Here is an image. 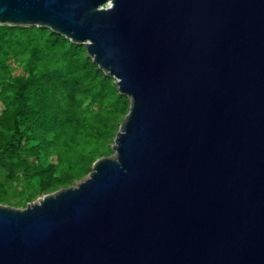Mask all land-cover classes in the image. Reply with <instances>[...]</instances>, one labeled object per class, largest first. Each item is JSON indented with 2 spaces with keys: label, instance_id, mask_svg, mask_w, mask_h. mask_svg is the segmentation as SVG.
Wrapping results in <instances>:
<instances>
[{
  "label": "water",
  "instance_id": "1",
  "mask_svg": "<svg viewBox=\"0 0 264 264\" xmlns=\"http://www.w3.org/2000/svg\"><path fill=\"white\" fill-rule=\"evenodd\" d=\"M112 78V156L23 209L0 264H264V0H0Z\"/></svg>",
  "mask_w": 264,
  "mask_h": 264
},
{
  "label": "trees",
  "instance_id": "2",
  "mask_svg": "<svg viewBox=\"0 0 264 264\" xmlns=\"http://www.w3.org/2000/svg\"><path fill=\"white\" fill-rule=\"evenodd\" d=\"M10 58L23 75L10 76ZM0 85V165L52 180L41 191L86 177L129 109L84 46L45 27L0 25ZM6 196L0 185V203Z\"/></svg>",
  "mask_w": 264,
  "mask_h": 264
},
{
  "label": "rangeland",
  "instance_id": "3",
  "mask_svg": "<svg viewBox=\"0 0 264 264\" xmlns=\"http://www.w3.org/2000/svg\"><path fill=\"white\" fill-rule=\"evenodd\" d=\"M6 65L8 66L10 76L12 77L21 76L25 73L20 60L10 58L6 61ZM113 82L115 81L113 80ZM126 100H128L127 97ZM127 103L129 105V100ZM3 109L4 106L0 102V114ZM124 118L125 116L123 115L122 119L124 120ZM113 141L114 138L112 139L111 144L107 147V156H112L114 153L111 149ZM54 177H57V174ZM51 181L52 180L47 181L46 184H50ZM77 182L78 181H75L71 186L75 185ZM46 184L41 182L35 174L25 175L22 169H18L11 164L0 165V185H2L7 191L6 202L0 203V205L23 209L28 204L37 202L38 199L44 194L52 193L63 188L60 186H55L53 188H47L46 190L41 191L42 186Z\"/></svg>",
  "mask_w": 264,
  "mask_h": 264
}]
</instances>
